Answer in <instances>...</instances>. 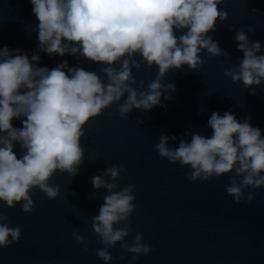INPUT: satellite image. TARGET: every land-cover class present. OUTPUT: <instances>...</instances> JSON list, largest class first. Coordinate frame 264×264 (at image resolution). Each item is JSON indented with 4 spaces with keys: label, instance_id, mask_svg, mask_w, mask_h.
<instances>
[{
    "label": "clouds",
    "instance_id": "clouds-1",
    "mask_svg": "<svg viewBox=\"0 0 264 264\" xmlns=\"http://www.w3.org/2000/svg\"><path fill=\"white\" fill-rule=\"evenodd\" d=\"M38 18L36 25L39 50L49 55L80 54L93 61L106 62L101 67L105 77L84 67L62 60L54 67L38 65L41 57L19 47H0V200L8 206L23 201L21 207L32 211L34 201L30 190H43L49 198L56 197L59 185L48 182L57 169L75 175L82 162L83 125L92 116L114 101L121 116L134 107L148 110L163 104L175 89L172 82L163 83L170 68L187 65L195 69L206 49L214 55L226 54L219 41L209 34L215 29L217 17L228 13L218 9L221 0H29ZM174 28L186 29L177 32ZM244 27L236 29L234 39L243 50L238 65L225 69L233 80L245 86L264 83V47L259 39L250 41ZM79 42V43H72ZM158 66L155 77L144 86L133 87L132 68L141 67L140 60ZM67 69V72L64 70ZM238 69V70H237ZM255 91V89H251ZM125 93L127 95L125 96ZM123 99L121 100V98ZM13 117L22 120L14 126ZM211 135L191 133L181 138L178 146L168 144L175 134H162L155 145L160 156L169 161L190 165V179H210L234 170L227 192L239 202L243 189L264 185V135L250 118L238 120L229 110H213L207 120ZM19 142L23 154L13 151ZM123 165L112 164L102 174L92 176L94 188L104 187L98 214L92 217V228L105 247L97 249L104 261L113 259L109 246L121 241V247L132 253H148L151 246L142 242L137 232L134 243L124 238L129 233L128 218L135 207L134 185L117 188L115 179ZM110 175L111 179H106ZM253 193L247 192L251 201ZM0 247L17 240L19 226H9L0 214ZM122 222V226H119ZM83 242L85 237L73 233ZM11 237V238H9ZM133 256L128 264H132Z\"/></svg>",
    "mask_w": 264,
    "mask_h": 264
},
{
    "label": "water",
    "instance_id": "water-1",
    "mask_svg": "<svg viewBox=\"0 0 264 264\" xmlns=\"http://www.w3.org/2000/svg\"><path fill=\"white\" fill-rule=\"evenodd\" d=\"M217 7L228 15L224 20L217 17L209 34L226 54L214 55L204 49L199 53L202 63L195 69L187 65L170 68L162 82L174 83L175 89L169 99L161 96V105L148 110L134 107L121 116V101H114L90 117L83 125L84 154L79 171L72 175L57 169L49 177L50 184L59 185L56 197L49 198L38 186L31 189L32 211L22 209L23 201L8 206L0 200V214L9 226L21 228L17 240L0 247V264H128L133 256L132 264H264V185H249L237 202L226 190L234 170L193 180L186 175L190 165L169 161L155 148L164 133L176 135L177 139L168 141L171 146H178L181 138L190 140L193 132L211 135L207 120L213 110L232 111L238 120L250 118L264 135V83L245 86L225 71L238 65L243 56L234 39L237 28L248 31L251 26L254 30L248 32L249 40L259 39L264 45V0H221ZM37 23L29 0H0V47H19L30 59L38 52L41 59L36 63L49 68L66 59L69 67L78 65L106 79L107 74L101 72L106 62L39 50ZM185 30L174 28L177 34ZM135 58L141 67L132 68L133 87L139 88L141 80L146 87L158 66L147 65L138 54ZM12 123L23 126L15 117ZM14 144L19 158L23 149L19 142ZM112 164L123 165L114 190L134 185L135 207L124 240L132 244L141 232L142 242L151 249L132 253L117 241L108 247L113 259L104 261L97 249L105 245L92 228V217L98 214L108 189L94 188L91 178ZM106 179H111L110 175ZM248 191L253 193L251 201L247 200ZM74 232L85 241L77 240Z\"/></svg>",
    "mask_w": 264,
    "mask_h": 264
}]
</instances>
